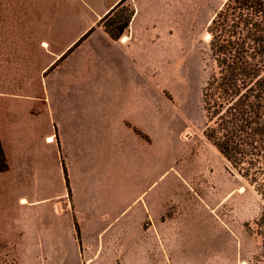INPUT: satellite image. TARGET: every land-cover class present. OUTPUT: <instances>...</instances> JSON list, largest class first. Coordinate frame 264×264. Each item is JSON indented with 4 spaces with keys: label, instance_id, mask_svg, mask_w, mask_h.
Wrapping results in <instances>:
<instances>
[{
    "label": "rangeland",
    "instance_id": "rangeland-1",
    "mask_svg": "<svg viewBox=\"0 0 264 264\" xmlns=\"http://www.w3.org/2000/svg\"><path fill=\"white\" fill-rule=\"evenodd\" d=\"M225 1L126 0L114 18L126 16L131 11L134 15L138 8L137 16L151 21L152 32L140 31L132 42L130 37L118 42L121 45L131 42L127 48H116L105 39L94 37L91 42L95 52L99 55L98 50H102L103 59L114 68L102 67L94 72L90 77L97 86L85 88L84 92L62 78L55 80L56 66L50 61L54 49L65 50L72 40L4 41L15 48L8 50L9 55L0 57V65L8 66L11 79L8 88H4V73L0 72V100L24 97L28 102L24 122L31 128L46 124L48 132L56 134L59 162L65 166L70 189L68 192L63 181L62 197L50 202L36 199L34 195L41 197L58 191L59 179L47 170L49 164L42 159L43 170L37 184L39 167L35 164V154L32 156L38 152L37 147L22 144L10 151L14 170L30 173L32 181H36L31 183L32 192L38 186L27 198V204H21L16 198L13 208L0 209L3 245L0 252H8L13 264H86L83 251L90 249L82 247V240L92 236L90 211L80 202L86 191L93 193V198H97L103 208L111 205L116 214L124 211L123 214L132 215L140 205L136 204L147 198V207L153 209V216L142 217L139 225L136 220L131 222L134 228L138 225L128 238L130 245L135 247L128 249L126 257L117 253L96 264H264V253L247 227L252 226L259 215V197L230 169L202 132L205 119L201 91L212 64L207 27ZM87 2L79 1V22L72 28L66 24L62 28L64 32L75 30L79 37L92 29L79 44L92 33L105 35L100 23L103 16L99 20L91 17ZM49 30V24H30L32 36ZM43 42L48 47L42 46ZM137 63H140V73L133 67ZM22 68H28L32 83L45 81L47 89H24L22 86L27 78L23 76L27 73ZM79 68L77 64H69L62 75ZM56 82L62 86L55 88L58 91L51 87ZM78 83L79 87L84 82ZM77 95L101 96L98 104L104 112L95 115V134L91 133L94 126L88 112H78L73 120V116L59 117L60 124L68 128L64 133L73 143L75 135L70 128L75 125L74 121L82 128L84 143L92 147V135H96L95 141L103 139L104 129L111 124V120H104L105 113L116 112L138 122L149 119L148 125L143 123L142 126H134L130 120L125 122L128 136L126 149L120 153L123 162L110 160L104 152L96 160L90 157L85 163L87 166H79L72 160L75 152L62 149L55 115L67 112L66 106L71 108L73 104L66 105L63 101ZM82 100L88 101L87 98ZM42 101L45 107L40 104ZM61 101L59 105L57 102ZM3 102L0 101V110ZM16 115L19 120L20 114L16 112ZM47 134L42 138L49 136ZM129 137L139 145H131ZM115 140H121L120 147L116 143V152L123 150L124 138L115 137ZM18 151L27 153L23 168L19 167L15 154ZM124 163L129 166L125 168ZM108 184H113L111 191ZM28 188L25 187L27 193Z\"/></svg>",
    "mask_w": 264,
    "mask_h": 264
},
{
    "label": "crops",
    "instance_id": "crops-1",
    "mask_svg": "<svg viewBox=\"0 0 264 264\" xmlns=\"http://www.w3.org/2000/svg\"><path fill=\"white\" fill-rule=\"evenodd\" d=\"M79 1L80 0H0V57L9 55L8 50L10 48H15L13 44L6 42L4 43V41H20L29 40L31 38L43 40H61L66 38L72 40V42L66 46L65 50L56 48L51 52V65L56 66L54 75L55 80L62 78L64 79V81L72 84L73 87L82 89V91L85 88L88 89L92 86H97L93 83L92 80H94V78H91V75H94V72L100 70L102 67L112 70L114 68V65L112 66V64L103 59L105 57L102 55V50H98L99 55L97 54V52H95V46L91 42L92 39L96 36L101 37L108 41L113 47L127 48L130 47L135 34H138L140 31H151V21H146L142 18L140 19L137 16L139 11L137 8L136 13H134V15L132 16L128 28L124 31V33L118 40L111 39L106 32L104 33L105 35H102L100 33H92L86 38L85 41H83L82 44L78 43V45L77 42L88 31L84 32V34L79 37L75 30L64 32L62 28L64 24L71 25L72 28L73 25H76L79 22ZM87 1L88 5H90L89 13L91 14V17L93 16L99 20L120 0ZM32 23H41L44 25L49 24L50 30L48 31V33L35 34L32 36L30 32V24ZM147 23L150 25L149 27L146 26ZM143 25H145V27ZM123 36L126 37L124 41L128 40L130 37L131 42L129 45H121L120 43H118L124 42L120 40ZM75 46H78L77 49H75L68 57L64 58L67 52L71 51V49L75 48ZM44 47H48V44ZM85 50L88 52L84 53ZM39 51L46 56L42 49H39ZM59 62H62V64L58 65ZM69 64H77V66H80V68L78 69V71L71 70L62 75L63 70L66 68V66L69 67ZM139 65L140 63L133 65V67L138 72L140 71L138 70ZM81 67H85V69H82ZM22 69L23 72L27 73L26 76H23L24 78H27L24 81V85L22 86L24 89H30L32 87H43L44 90L47 89L45 81H35L32 83L29 79L28 68L26 70L24 68ZM0 72L4 73V82L2 86H4V88H8L9 81L11 80L8 74V66H2L1 64ZM79 81H83L84 83L78 87V85H80V83H78ZM51 87L54 90L55 88H62V86L57 82ZM23 98L12 97V99L9 98L0 100L5 101L3 102L2 108L0 110V144L6 159V163L8 165L5 171H0V209H3L5 211H7L9 208L14 207L16 198H18L20 201L23 198L27 200V198L32 196L34 191H37L38 189L37 186L36 188H34L33 192L31 191V183H34L36 181H32L29 172L23 169L14 170V166L12 165L10 151L20 147L22 144H25L24 146L28 145L29 147L35 146L38 148L37 153H32V156L35 154V164H37V166L39 167L37 184L39 182V178L42 175V159L46 160L49 164L47 170H51L53 174H55V176L59 179L60 188L58 191L54 190L49 195L41 197L34 195L35 198L43 202H50L59 199L63 195L62 188L63 181L65 182V180L62 164H60L59 162L57 143L55 141L56 134L48 132L46 124L31 128L24 122L26 121L24 113L27 106L26 104L28 102ZM83 98H87L88 101L85 102L84 100H82ZM100 98L101 96L85 95H77L73 96L72 98L68 97L63 102L66 105L72 103L73 106L71 108L69 106H66L65 110L67 112H64L62 114L58 113L57 115H55V123L58 127V139L60 145L62 149H70L72 153L75 152V154L73 153L74 155L72 160L79 166H87L85 165V163L90 157H94L96 160L98 159L99 155L104 152L107 153L110 160L115 159L117 161L119 160L120 162H123L121 160L120 153L121 151H125L126 149V136H128L125 122L127 120H130L134 126H142L143 123L148 125L149 119L146 122H138L129 116H119L118 114H116V112L108 114L105 113L103 114V116H106L104 120H106L107 122L111 120V124L108 123V126H106V128L104 129V134H106V136L103 139H96L95 141L94 137L96 135H92V147L86 145V143H84V140L82 139V135L84 134L82 128H78V124L76 125V121H74L75 125L70 128V131H72L73 135H75L73 143L72 140L70 141L69 137L64 133V131L68 128L67 126H62V124H60L59 117L63 118L66 115L68 116V118H70L73 116V120L75 119V116L78 112H88L90 114V119H92V127L94 125L96 126V124L94 123L95 115L104 112L103 108H99V106H101L100 104H98ZM141 100L142 98L140 99V101ZM57 103H59L60 105L62 104V101ZM40 104L44 107L46 106L44 101H42V103ZM16 112L20 114L19 120L17 119ZM140 112L142 114V107L140 108ZM95 126L93 127V130H91L90 125L88 126L92 134H95ZM44 134H47L49 136L43 139L42 135ZM29 135H33V138H29ZM48 137H51L53 140L47 141ZM115 137L124 138L125 148H123V150L120 149L116 152V143L119 144L120 147L121 140L116 142ZM129 140L131 141V145H139V143L133 137H129ZM73 144L75 146H73ZM83 152H85V155H82ZM15 154L17 155L19 167H25L27 153L18 151ZM29 155L31 154L29 153ZM133 162L134 161H131L130 163ZM124 166L125 168H127L129 165H126V163H124ZM26 186L29 187L28 193L25 189ZM112 187L113 184H108L109 191L112 190ZM19 188L21 189L19 190ZM16 190H19V192L16 193ZM30 191L32 193H30ZM109 191H107L106 193H109ZM93 196V193H91L90 191H86L85 195L80 201L81 204L86 207L88 211H90V216L92 219V236L87 240H82V247L90 249L89 252L85 250L83 251L86 264L103 263L105 262V259H109L111 256H115L117 253L120 255L122 254L124 257H126L128 255V249H133L135 247L130 245V241L128 240V238L130 237L129 235L133 232H136L137 226L139 225V220H141L142 217H146L147 215L153 216V209H149L146 204L148 198L145 199L144 197V202L140 200L136 204V206L139 204L140 205L137 207L136 211L132 215H130L129 212L123 214L124 211H120L118 214L113 213L111 205L107 208H103L97 203V198H93ZM140 197L141 196H139L138 198ZM149 199L153 200V196L149 197ZM136 206H134L133 208H135ZM135 220L138 225L134 228L130 224L132 221L135 222ZM100 225L103 226L99 228ZM117 236L119 237V239H117Z\"/></svg>",
    "mask_w": 264,
    "mask_h": 264
},
{
    "label": "trees",
    "instance_id": "trees-1",
    "mask_svg": "<svg viewBox=\"0 0 264 264\" xmlns=\"http://www.w3.org/2000/svg\"><path fill=\"white\" fill-rule=\"evenodd\" d=\"M125 2L120 0L100 19L113 40L122 36L133 15L114 18ZM207 32L212 64L201 91L203 136L259 197V215L247 227L264 253V0H226ZM7 167L0 144V171ZM74 229L79 239L75 219ZM0 264H13L8 252H0Z\"/></svg>",
    "mask_w": 264,
    "mask_h": 264
},
{
    "label": "bare ground",
    "instance_id": "bare-ground-1",
    "mask_svg": "<svg viewBox=\"0 0 264 264\" xmlns=\"http://www.w3.org/2000/svg\"><path fill=\"white\" fill-rule=\"evenodd\" d=\"M208 37H209V35H208ZM125 39H126V37H123V38L121 39V41H124ZM43 46H47V44H46V43H43ZM52 140H53V139H52L51 137H49L47 141H52ZM20 203H21V204H26V203H27V200L23 198V199L20 201Z\"/></svg>",
    "mask_w": 264,
    "mask_h": 264
}]
</instances>
